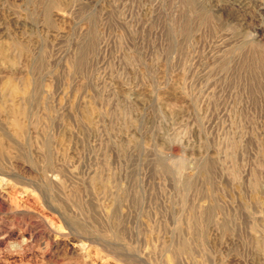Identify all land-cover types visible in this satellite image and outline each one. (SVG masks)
Segmentation results:
<instances>
[{"label": "rangeland", "instance_id": "374dc122", "mask_svg": "<svg viewBox=\"0 0 264 264\" xmlns=\"http://www.w3.org/2000/svg\"><path fill=\"white\" fill-rule=\"evenodd\" d=\"M0 264H264V0H0Z\"/></svg>", "mask_w": 264, "mask_h": 264}]
</instances>
